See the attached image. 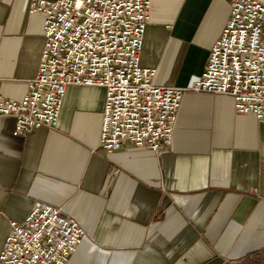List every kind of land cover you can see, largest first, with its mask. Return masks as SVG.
I'll list each match as a JSON object with an SVG mask.
<instances>
[{"label":"crops","instance_id":"obj_1","mask_svg":"<svg viewBox=\"0 0 264 264\" xmlns=\"http://www.w3.org/2000/svg\"><path fill=\"white\" fill-rule=\"evenodd\" d=\"M26 2L0 0V94L12 100L45 41ZM229 14L226 0H151L140 65L158 85L186 86ZM104 100L102 86L68 85L57 125L23 135L0 115V250L40 200L85 230L68 264H264V120L228 94L186 91L169 148L106 152Z\"/></svg>","mask_w":264,"mask_h":264},{"label":"built area","instance_id":"obj_2","mask_svg":"<svg viewBox=\"0 0 264 264\" xmlns=\"http://www.w3.org/2000/svg\"><path fill=\"white\" fill-rule=\"evenodd\" d=\"M226 1L229 19L203 72L177 87L156 84V70L139 62L151 0H27L26 11L43 17L44 46L24 96L0 94V115L14 118L13 135L54 128L68 85L102 86L106 152L169 148L186 91L228 94L236 112L264 120V3ZM84 235L61 207L36 200L22 221L10 222L0 264H68Z\"/></svg>","mask_w":264,"mask_h":264}]
</instances>
